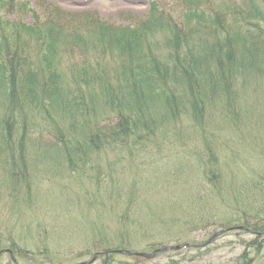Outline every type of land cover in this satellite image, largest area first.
<instances>
[{"label":"rangeland","instance_id":"obj_1","mask_svg":"<svg viewBox=\"0 0 264 264\" xmlns=\"http://www.w3.org/2000/svg\"><path fill=\"white\" fill-rule=\"evenodd\" d=\"M28 1L40 12L47 5L70 15L92 12L113 25L127 26L148 17L152 0ZM158 1L177 15L185 3ZM226 1L208 0L204 8ZM9 17L32 19L21 12ZM71 60L75 58L66 56L63 66L69 82L73 73L66 65ZM79 89L71 83V98L81 96ZM235 89L238 100L230 107L214 103L199 120L182 115L177 127L135 144L137 135L128 149L111 143L80 157L72 167L63 149L52 151L62 116L49 106L55 119L51 124L39 120L35 137L43 136V142L35 149L28 142L29 162L17 191L15 169L0 163V264H106V254L113 264H243L248 254V264H264V232L246 228L242 220L244 213L257 218L252 207L264 205V180L253 178L264 174V75L240 77ZM83 91L87 102L100 96L98 85ZM153 161H164L161 166L170 167L159 174L174 172L172 179H182L180 185L187 189L177 192L176 184L175 194L167 197L158 190L156 212L145 208L138 180L140 167L149 169ZM177 168L185 172V180L175 175ZM219 168L225 174L211 173ZM12 243L20 253L10 248ZM178 245L182 247L152 258L139 256Z\"/></svg>","mask_w":264,"mask_h":264},{"label":"trees","instance_id":"obj_2","mask_svg":"<svg viewBox=\"0 0 264 264\" xmlns=\"http://www.w3.org/2000/svg\"><path fill=\"white\" fill-rule=\"evenodd\" d=\"M184 1L177 15L152 0L145 20L116 26L92 12L70 15L48 5L40 12L28 0H0V163L15 169L16 191L29 162L28 142L31 149L43 142V136L35 137L39 120L51 124L55 119L49 106L62 116L52 151L63 149L72 167L111 143L128 149L137 135L135 144L177 127L182 115L199 120L214 103L230 107L238 100L240 77L264 75V0H228L207 10L208 0ZM15 12L32 19H11L9 13ZM66 56L75 58L66 65L72 82L63 70ZM71 83L80 87L81 96L71 98ZM97 85L100 96L87 102L83 90ZM160 163L140 167L138 176L151 212L159 210L151 204L158 205V190L164 197L176 184L177 192L187 190L182 179H172L174 172L159 174L170 167ZM212 172L225 174L220 168ZM184 174L175 170L185 180ZM253 178L264 180V174ZM254 211L257 218L244 213L243 225L264 232V205H254ZM10 248L20 253L14 243ZM109 255L106 264H113ZM248 256L243 264L251 262Z\"/></svg>","mask_w":264,"mask_h":264},{"label":"water","instance_id":"obj_3","mask_svg":"<svg viewBox=\"0 0 264 264\" xmlns=\"http://www.w3.org/2000/svg\"><path fill=\"white\" fill-rule=\"evenodd\" d=\"M217 235H218L217 233L215 235H213V237L208 241V243H210L213 240V238L215 236H217ZM181 247H182V245H178V246H168V247L163 248L162 250H169L171 248H177L178 249V248H181ZM156 253H157V251H154V252H151V253H143V254H139V255L144 256V257H147V258H152Z\"/></svg>","mask_w":264,"mask_h":264},{"label":"bare ground","instance_id":"obj_4","mask_svg":"<svg viewBox=\"0 0 264 264\" xmlns=\"http://www.w3.org/2000/svg\"><path fill=\"white\" fill-rule=\"evenodd\" d=\"M151 204H152V207H153V205H156V201L154 200V201H152L151 202ZM154 209H156V207H153ZM157 210V209H156ZM216 233H219V232H216ZM193 246V245H192ZM166 247H168V246H166ZM139 256H141V255H139Z\"/></svg>","mask_w":264,"mask_h":264}]
</instances>
